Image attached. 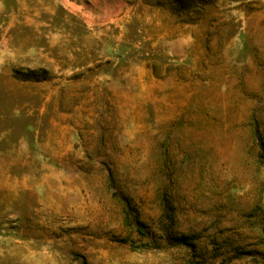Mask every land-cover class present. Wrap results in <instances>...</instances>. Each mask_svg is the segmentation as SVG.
<instances>
[{
    "label": "rangeland",
    "instance_id": "obj_1",
    "mask_svg": "<svg viewBox=\"0 0 264 264\" xmlns=\"http://www.w3.org/2000/svg\"><path fill=\"white\" fill-rule=\"evenodd\" d=\"M0 0V264H264V0Z\"/></svg>",
    "mask_w": 264,
    "mask_h": 264
},
{
    "label": "trees",
    "instance_id": "obj_2",
    "mask_svg": "<svg viewBox=\"0 0 264 264\" xmlns=\"http://www.w3.org/2000/svg\"><path fill=\"white\" fill-rule=\"evenodd\" d=\"M191 1H194V0H191ZM198 4H200V7L203 8L207 6L208 4H211V1L210 0H199ZM84 264H86V262Z\"/></svg>",
    "mask_w": 264,
    "mask_h": 264
}]
</instances>
